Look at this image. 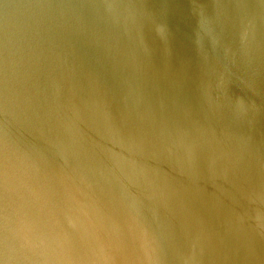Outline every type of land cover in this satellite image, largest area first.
Listing matches in <instances>:
<instances>
[{
  "label": "water",
  "instance_id": "obj_1",
  "mask_svg": "<svg viewBox=\"0 0 264 264\" xmlns=\"http://www.w3.org/2000/svg\"><path fill=\"white\" fill-rule=\"evenodd\" d=\"M0 264H264V0H0Z\"/></svg>",
  "mask_w": 264,
  "mask_h": 264
}]
</instances>
